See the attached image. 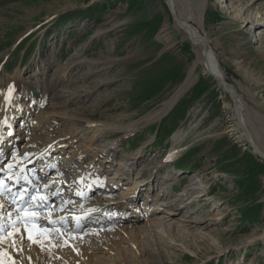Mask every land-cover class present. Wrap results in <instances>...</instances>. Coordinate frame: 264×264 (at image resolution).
I'll return each instance as SVG.
<instances>
[{"label":"rangeland","instance_id":"rangeland-1","mask_svg":"<svg viewBox=\"0 0 264 264\" xmlns=\"http://www.w3.org/2000/svg\"><path fill=\"white\" fill-rule=\"evenodd\" d=\"M175 2L177 12L197 29L201 45L210 49L235 87L247 113H252L248 128L264 150V0ZM199 13L202 19L196 20ZM203 66L199 50L175 25L166 0H0V99L10 86L21 90L23 109L16 110L12 130L20 135L19 152L34 154L64 141L59 154L69 157L86 142L80 134L96 123L102 127L96 144L104 142L115 150L101 186L137 150L142 154L113 195L119 200L135 181L141 182L132 194L137 221L108 225L105 239L89 237L80 244V235L87 234L85 225L76 236L66 234L71 244L59 241L58 250L53 231L33 242L20 228L21 234L12 231V238L0 243V264H78L68 256L79 247L87 255L98 248L91 252L92 261L83 264H264V201L259 199L264 193V158L240 139L230 96ZM60 79L54 89L52 82ZM32 112L36 116L29 118ZM152 114L132 135L122 136L124 125ZM46 115L56 122L44 129L15 130ZM31 132L35 135L30 137ZM173 133H178L176 143ZM150 137L155 139L144 145ZM188 144L192 147L178 160L164 159L171 147ZM95 155L99 161L102 154L91 152L78 163L92 170ZM248 155L253 156L249 161ZM60 156L56 160L61 162ZM55 165L47 167L48 177L56 172ZM175 169L178 174L170 172ZM164 176L171 179L165 181ZM191 179L200 187L192 196L204 188L212 199H194L178 214L168 215L164 209L147 214L155 195L169 191V196L158 197L174 200ZM96 196H102L99 189L89 198ZM141 203L145 209L139 215L135 207ZM132 224L141 229H126ZM59 227L55 231L70 230Z\"/></svg>","mask_w":264,"mask_h":264},{"label":"bare ground","instance_id":"bare-ground-1","mask_svg":"<svg viewBox=\"0 0 264 264\" xmlns=\"http://www.w3.org/2000/svg\"><path fill=\"white\" fill-rule=\"evenodd\" d=\"M166 2L169 4L170 10L173 11V13L175 15V17L173 16L175 25L183 32L185 38L188 39L193 44V46H195L199 50L200 62H202V64L204 65L203 67H204L205 73H209L211 76H213L217 80L220 87L222 88V91L226 92L230 96V98L232 100V109L234 112L233 116L236 119V124H235L236 130L239 132L238 135L241 137L240 139H242L244 142H246V144L251 146L252 150L256 154H259L264 158V150L258 144V142L255 140L254 134L248 128L249 127L248 126V115L251 117L252 113H247L246 107H245V104H244L242 98L238 95L237 91L235 90V87L232 84L227 82L223 69L220 68L216 64L214 59L212 58V52L210 51V49L207 46L201 45L200 40H199V33H198L197 29L193 25H191L186 20V18H182L180 16V14L177 12L175 0H166ZM240 16H241V18H243L244 21H247V16H245L244 12H242L240 14ZM201 19H202V13H199L196 17V20H201ZM119 25H120V23L114 24V27L119 26ZM60 81H61V79L55 80L54 82H52L51 86H53V88L56 89V87H58V85L61 83ZM10 88H11V91H9ZM20 95H21V90L19 92H15V89L13 88V86H10V87L4 89L2 91V94H1V99H0V158H5L4 162L1 165V168H6L7 173L11 172L12 174H10L8 177H12L17 172V168L21 165V163H23L25 161L29 162L31 159L34 158V156H36V154H37V156L34 159L35 162L42 163L39 160L44 158L45 159L44 161L46 162V164H49L50 166H53L54 164L57 163V166L55 165L57 168V171L54 174H52V176L48 177L50 172L45 171L43 173V175L46 178V180H41V181L36 183L37 188L34 190V195H33V197H35V199H36V203L34 205L33 204L28 205L31 209L30 211H33L36 213V215H39V222L41 223V225L44 226V228L48 227L49 228L48 231H53L54 234H56V235H54V238H56L58 231H55V230L58 228H55V227H59V226L64 227L65 224L69 221H71V223L73 225L74 224V221H73L74 216H76L78 214L82 215V213H85V212H88V213L92 212L94 214L93 219H95V221H92L91 223H89L90 220H88L87 218H85V220L86 221L88 220L87 223H89L90 225H94V226L87 230L86 237H84L83 234L80 235L81 236L80 244H82V243H84V240L88 239L89 237L94 238L96 241L101 240L103 237L106 238L108 236V234L104 228H106V226H108V225L113 226V224L118 223V222L123 221V220H126V219H128V220L133 219V221H137L138 218H134V215H132L134 210L131 207H132V202H134V200H135V198L132 197V194L134 193L133 192L134 189H136L138 184L141 182L135 181L133 183V188L132 187L127 188V190H130L129 193L121 194V197L119 198V200L114 198L113 195H114L115 188L119 185L118 183H120L119 181L120 180L124 181L128 178L127 175L129 174V171L132 170V167H133L132 164L135 163L134 159L142 157V154L140 152L141 150H137L133 154L132 157H129L130 160L127 161L125 163V165H120L119 168L115 170L113 176H111V177L106 176L107 180L105 181V185L103 186V188H101V189L99 188V190L102 192V196H104V197L96 196V197H93V199H92V197L90 199L89 198L90 196H89L87 199V195L84 194V191L86 188H84V189L81 188L80 183H82V181H84V183H83L84 186H87L88 183H92V186H93L92 188L97 187L98 183L102 182V179L104 178V174L112 166L111 161H112V158L114 157L115 150L112 148V145L107 146V144L106 145L103 144L104 142L96 144V139L99 137V134L102 131V129H101L102 127L96 123L88 124L90 128L88 130L82 132L79 136L83 141H86V142L85 143L80 142L79 146L77 148V149H79V151L74 152L69 157L68 156H62V155L60 156L61 152H63L62 148L64 147V144H63L64 141H60L56 145H53L52 143H50L48 146L42 147L41 149L38 150V152H36L34 154L26 152L25 154L28 153L29 155L27 156V158H25L24 157L25 155L21 154L19 152V149H18V145H19L18 144V141H19L18 138H20V135L15 134V133L10 134L11 132H9L12 130V128L14 129V126L16 125V115L19 112L16 110L23 109V105H21V103H20L21 102L20 101L21 100ZM26 111H28V110H26ZM30 111L31 110H29L28 112H30ZM35 112H36V110H35ZM35 112L28 114L29 115L28 117L30 118L31 116H36ZM26 114L27 113L25 112V115ZM56 115H58V114L53 113L52 116L54 117ZM153 115L154 114L149 115L145 118L141 117L137 121H135L134 123L132 122L126 126L124 125V127H122V129L123 128H125V129H124V134L122 136L132 135L136 131V129L141 128L140 125L146 124L147 121H150V119L154 117ZM41 116L45 117L44 115H41ZM250 117H249V119H250ZM35 118L36 119L33 120V124L31 126L30 125L26 126V124L24 123L25 125H22V126L20 125L19 128L15 129V130L20 131L22 129H26L27 127H29V130H35L36 128L44 129L48 125H52L53 122H56V120H53L51 117H48V116H47V119L46 118L42 119L41 117H40V119H38V116ZM44 120H46L45 123H44ZM136 127H138V128H136ZM4 128H7V131L9 133H7L4 130ZM229 131L231 133L237 132V131H234V129H229ZM24 132H26V131H24ZM33 135H35V134L31 132L30 137ZM83 137H85V138H83ZM177 138H179L178 133H173L171 135V139L175 143L177 142L176 141ZM153 139H154L153 137H150L147 141H145L144 145L149 144V142L152 141ZM76 141H81V140L79 139ZM24 144L29 145L30 142L28 143V141H26ZM39 144L40 143L37 142V145H39ZM67 144H69V143L67 142ZM56 147H60V150L58 149L59 150L58 152L55 150ZM187 147H188V145L181 146V147H177V146L171 147L168 150V153L165 155L164 159L167 161L177 160L179 158V156H182V153L186 150ZM91 152H94V154H102L100 156L101 159L97 162H96V160H98L99 158L96 157L97 155H95V157L93 156V160L95 159L93 164L94 165L96 164V165L94 166V168L92 170H90V168L86 167V165L83 166L81 163H78L79 161L84 160L83 158H85ZM4 155H6L8 157H4ZM58 155L60 156V158H62L61 160H63L64 158H67V161L65 164H62V162H61V165H60V161L56 160V157ZM16 162H18V163L15 165ZM9 164H11L12 167H15V168H12V167L9 168L8 167ZM31 164H32V162L29 165H31ZM116 172H118L119 174ZM170 172L171 173L173 172V174H178L179 171L175 169V170L170 171ZM62 174L64 175L63 177H62ZM163 178H165L164 179L165 181L171 179V177H169V176H164ZM166 178H169V179H166ZM51 180L56 181L55 184L53 183V185L52 184L48 185ZM103 182H104V180H103ZM197 183H198L197 180H195V179L192 180L189 185L184 187L182 192H180L174 200H167L166 201V200L162 199L161 197H158V196H164L165 194L167 196H169L168 195V194H170L169 191H167V193H165L166 191L158 193L157 195H155V197H153V199L154 198L156 199L155 204L149 209L150 211L147 214H152L154 211L157 213V212H160L159 210H163V209L165 210V211L164 210L163 211L165 213H167L168 215L178 214L181 211L182 207L185 208L187 206V204H190L191 202H193L194 199L195 200L198 198H201V199L203 198V200L212 199V196H210V194H207L203 187H202L203 190L201 191V193L197 192L194 196L191 195L192 193H194L193 191L200 188V187L196 186ZM59 184H61V189H60ZM148 185H149V183H148ZM139 188H141V187H139ZM147 188H149V187H147ZM153 188L154 187H152L151 190H153ZM58 190H66V191L63 195H61L59 198H57L56 201H53L52 197L58 192ZM168 190H170L171 192H174V190L172 188H169ZM96 191H98V189H96ZM149 193H151V192H149ZM188 194H190L189 195V196H191L190 198H186V196ZM205 194L207 196L204 197ZM33 197L31 200H34ZM40 197H45V198L47 197L48 200L47 201H44V199L41 200ZM146 197H147V195L145 196L144 199H146ZM50 200H51V205H48V202ZM217 204H220V203L218 202ZM122 205H124V206L120 207ZM138 205H136V207H135V210L138 211L137 213H139V211L141 209H145L144 203H141ZM37 208L42 209V211H40V212L34 211ZM81 208H83V209L81 210ZM10 212H11L10 203L8 201H5L3 198L0 197V214H3V217H0V220L5 219L6 215L9 214ZM142 213H139V215H141ZM117 218H118V220H117ZM188 220H190L193 223L198 222V220L192 219V218L188 219ZM53 221L55 223H51ZM199 221H202V220H200V218H199ZM81 222L83 223V220H81ZM151 225L157 226L156 223H148L147 224V226H149V227H151ZM133 226H136L135 227L136 229L140 228V227L138 228L137 225L132 224V225H130V227H129V225L126 226V229L130 228V230H133V228H134ZM126 229H123L125 233H126V231H125ZM164 231L167 232V230L161 229V232H164ZM129 232H131V231H129ZM6 233L8 234V232H6ZM50 233H52V232H50ZM65 234H68L70 236L68 231ZM50 235H53V234H50ZM93 235L95 237H93ZM101 235H102V237H100ZM73 236H76V234ZM10 237L12 238V236H10ZM47 237H49V236H47ZM42 238H43V236H42ZM90 238H89V240H90ZM105 238H103V239H105ZM5 239H6V237H4L2 239L0 238V243H1V241H4ZM16 241L17 240H15V242ZM51 242H47V245H50ZM58 242L59 241H56L55 243L57 244ZM75 242L78 243L77 237L74 238V243ZM7 243H9V242L7 241ZM59 244H57L58 248H59ZM57 245H56V247H57ZM85 247H87V246H85ZM79 248L75 249V251H74L75 254H71L68 256L69 258H72L73 261L77 262L78 264H83V262H85V261L91 262L93 257H94L92 255V253L94 252V250L96 251L98 249L97 248V249L91 250L92 253L89 252V254L87 255V253H85V252H87V250H85V252H84L85 248H82L80 250H79ZM1 249H2V247L0 246V250ZM99 249H100V247H99ZM79 251H80V253L83 252V253H81L82 256L77 255V252L79 253ZM100 251H102V250H100ZM63 252H65V251L63 250ZM64 256H66V255H64ZM24 257H26V256H24ZM62 260H64V259H62ZM69 261L70 260H68V262ZM69 263H71V262H69ZM94 263H92V264H94ZM17 264H22V263L19 261ZM23 264H25V263H23ZM71 264H73V263H71Z\"/></svg>","mask_w":264,"mask_h":264},{"label":"snow or ice","instance_id":"snow-or-ice-1","mask_svg":"<svg viewBox=\"0 0 264 264\" xmlns=\"http://www.w3.org/2000/svg\"><path fill=\"white\" fill-rule=\"evenodd\" d=\"M9 91H11V88L9 89ZM9 168L12 167L11 164L8 165ZM0 171H3V169H0ZM9 179H11V177H9ZM5 186V182L3 180H0V190H3ZM35 199V197H33ZM41 200L45 199V197H40ZM15 202V201H13ZM24 211V222H25V230L28 232V238L30 240H33V242H39L37 240H34L33 238V233L37 232V233H46L48 231L47 228H39L37 227L35 224H32L31 226H29V221L34 219L36 217V213L33 211H29V210H23ZM77 219V221H79V217L75 218ZM51 223H55L54 221ZM9 235H12V233H9Z\"/></svg>","mask_w":264,"mask_h":264},{"label":"crops","instance_id":"crops-1","mask_svg":"<svg viewBox=\"0 0 264 264\" xmlns=\"http://www.w3.org/2000/svg\"><path fill=\"white\" fill-rule=\"evenodd\" d=\"M152 112H153V111H152ZM218 145L220 146V148H219V150H220L221 147H222V143H219ZM190 147H192V145L189 146V144H188V147H187V148L189 149ZM187 148H186V149H187ZM210 154H212V152H210L209 155H210ZM217 155H218V153H217ZM222 155H223V154H222ZM237 155H239V154H237ZM223 156H224V158H227V157H226L227 155H223ZM252 158H253V156H251V155L246 156V160H248V161H249L250 159H252ZM223 160H224V161H227L226 159H223ZM238 160H242V159L239 158ZM261 182L264 183V178H261ZM243 193H247V192H246L245 190H243ZM248 193H249L250 196H253V195L255 194V191H248ZM251 198H252V197H251ZM259 199H262V200L264 201V193H261V194L259 195ZM263 209H264V207H263Z\"/></svg>","mask_w":264,"mask_h":264},{"label":"water","instance_id":"water-1","mask_svg":"<svg viewBox=\"0 0 264 264\" xmlns=\"http://www.w3.org/2000/svg\"><path fill=\"white\" fill-rule=\"evenodd\" d=\"M167 6H168V8H169V10H170V7H169V4H168V3H167ZM170 13L175 17L173 11L170 10Z\"/></svg>","mask_w":264,"mask_h":264}]
</instances>
